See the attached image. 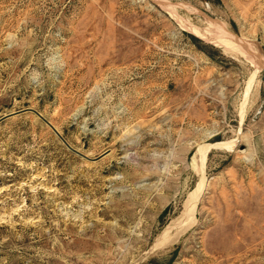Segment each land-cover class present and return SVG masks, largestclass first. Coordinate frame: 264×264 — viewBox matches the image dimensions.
I'll list each match as a JSON object with an SVG mask.
<instances>
[{"label":"rangeland","instance_id":"374dc122","mask_svg":"<svg viewBox=\"0 0 264 264\" xmlns=\"http://www.w3.org/2000/svg\"><path fill=\"white\" fill-rule=\"evenodd\" d=\"M258 51L264 0H0V264H264Z\"/></svg>","mask_w":264,"mask_h":264},{"label":"bare ground","instance_id":"6f19581e","mask_svg":"<svg viewBox=\"0 0 264 264\" xmlns=\"http://www.w3.org/2000/svg\"><path fill=\"white\" fill-rule=\"evenodd\" d=\"M207 22H209V24L211 25V26H216L215 25V23H213V21H210V20H208ZM217 29V28H216ZM217 30H219V28L217 29ZM204 33H207L206 31H203ZM209 32V31H208ZM215 33V32H214ZM207 36V35H206ZM254 51V50H253ZM256 54H257V56L259 57V59L261 60V61H263L264 62V58L261 56V54L259 53V51L257 52V53H255V56H256ZM254 56V55H253ZM256 60H257V58L255 57V59H254V61L256 62ZM258 61V60H257ZM260 61V62H261ZM257 63V62H256ZM193 207V206H192ZM189 215V214H188ZM184 222V221H183ZM183 225V224H182ZM164 244H166L165 242L162 244V245H164ZM161 245V246H162Z\"/></svg>","mask_w":264,"mask_h":264}]
</instances>
